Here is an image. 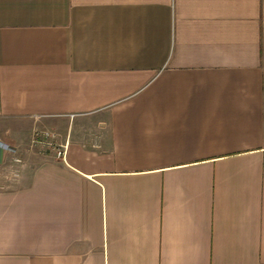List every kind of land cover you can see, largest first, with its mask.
Segmentation results:
<instances>
[{"label":"crops","instance_id":"1","mask_svg":"<svg viewBox=\"0 0 264 264\" xmlns=\"http://www.w3.org/2000/svg\"><path fill=\"white\" fill-rule=\"evenodd\" d=\"M0 264H264V0H0Z\"/></svg>","mask_w":264,"mask_h":264},{"label":"built area","instance_id":"2","mask_svg":"<svg viewBox=\"0 0 264 264\" xmlns=\"http://www.w3.org/2000/svg\"><path fill=\"white\" fill-rule=\"evenodd\" d=\"M35 140L40 142V143H44L45 141H47V139H54L55 138V134L50 132V131H36L34 134ZM49 141V140H48ZM49 144H51L52 146L56 145L55 141L52 142H47ZM62 153V151L57 150V155H60Z\"/></svg>","mask_w":264,"mask_h":264}]
</instances>
